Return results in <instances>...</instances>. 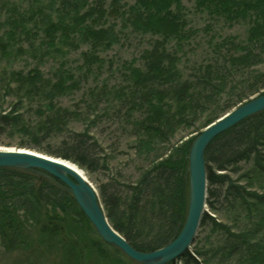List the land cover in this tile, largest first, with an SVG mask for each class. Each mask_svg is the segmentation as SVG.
Masks as SVG:
<instances>
[{"label": "trees", "instance_id": "trees-1", "mask_svg": "<svg viewBox=\"0 0 264 264\" xmlns=\"http://www.w3.org/2000/svg\"><path fill=\"white\" fill-rule=\"evenodd\" d=\"M216 1L218 9L225 12L226 22L230 19L231 13L234 19H242L243 24L248 25L244 39L236 35L222 38L221 47L226 46V51L231 52L228 59L231 66H240L239 70L247 71L250 67L262 63L264 0ZM174 2L135 0L133 4L126 6L124 15L128 17L126 20L129 22L144 23L151 29L160 28L159 32L168 33L169 30L175 31L174 29L180 26L176 14L170 10ZM47 3L50 11L47 18L50 24L44 30V38L51 41V46L62 52L77 46L78 40H90L88 34L93 33L95 25L94 23L90 25L88 20L92 18L91 16L106 12L108 0H47ZM142 26L145 28V25ZM24 29L25 35L31 37V31L26 27ZM97 30L98 33L105 31ZM15 50L12 44L8 53L13 55ZM146 52V63L135 70L134 78V83L139 89L144 84L140 89V100L149 113V117L141 123L144 131L151 128L166 134V126L167 131L171 130L169 125H175L180 123V119L185 120L196 115L199 106L203 105L201 101L209 96L206 93L213 89L211 86L215 81L218 82L220 79L218 90L222 91L228 82L226 78L229 73L225 72L226 67L221 66L219 60L215 61L217 68L215 63H211L205 66V69L203 67L201 70L197 69L199 72L190 73L184 66H179L178 61L172 57L173 52L170 54L166 47L153 46ZM225 58L227 57L224 56ZM63 62L65 64V61ZM64 67L66 68V64ZM222 68L225 70L221 71ZM258 70L260 69H256L257 73ZM257 73L255 71L253 75L250 73L252 83H257L261 79V75L256 76ZM14 77L17 80L16 91L24 98L35 96L45 90V85L50 83V80L42 77L41 72L26 77L14 73L12 78ZM152 77L168 78L165 83L167 87L161 83L146 86L145 83ZM140 78L147 81L144 82ZM251 88L259 92L264 88V82L260 86L253 83ZM245 95L239 94L237 101L228 103L223 109L219 108L220 110L211 115L201 128L204 129L237 107V104L244 103L243 101L247 99ZM75 114L76 111L70 107L48 105L46 110L39 114L41 118L30 125L42 136L34 138L36 145L23 143L21 146L68 159L86 173H93L100 166H105L104 163L101 165V156H97L95 150L98 143L89 131L70 128V121ZM0 120L7 125L15 123L16 117L6 113L0 116ZM41 138L43 141H40ZM194 139L195 137L181 147H176L174 152L165 158L162 154L161 160L152 171L144 173L136 184L127 185L126 190L114 186L110 188L108 185L101 188V198L110 224L136 249L149 252L164 247L182 230L189 207L188 160ZM46 140L50 142L45 147L43 142ZM261 146H264V110L219 134L206 149L210 185L207 201L214 216L206 213L200 230L208 224L214 231H220L218 245L214 251L232 261L228 263L221 260L219 264H264V191L251 189V184H262L260 186L264 188V153L260 151ZM253 153L257 154L253 172L256 178L245 175L248 180H243L242 176L234 180L230 177L228 173L237 172L236 166ZM152 172L157 178L152 176ZM125 192L132 194L129 201L125 198ZM219 203L227 206L233 214L229 220L220 219L222 206L218 205ZM167 206L171 208L170 215L166 213ZM164 212L166 219L163 218ZM241 214L246 218L243 228L239 229L235 226V220ZM77 216L89 222L72 193L60 180L39 168L0 167V233L9 231L13 239L18 240L19 232L25 234L22 220L26 217L36 223L40 234L55 237L63 232L66 218L79 220ZM167 220L168 225L165 223ZM28 239L29 237L25 235L23 242H28ZM94 244L101 248L106 242L100 239ZM69 248L76 258L74 264H83L80 261L82 256L78 242H72ZM180 260L183 264H210L203 251H198L195 255L187 251ZM128 262L142 264L133 260Z\"/></svg>", "mask_w": 264, "mask_h": 264}, {"label": "rangeland", "instance_id": "rangeland-1", "mask_svg": "<svg viewBox=\"0 0 264 264\" xmlns=\"http://www.w3.org/2000/svg\"><path fill=\"white\" fill-rule=\"evenodd\" d=\"M134 1L108 0L107 11L91 16L88 20L90 25H95L93 33L88 34L90 40H78L77 46L60 52L57 47L51 46V41L44 38V30L50 24L47 0H0V116L11 113V117H16V124L0 122V146L27 148L21 145L37 143L34 138L42 135L30 125L41 118L39 114L50 104L75 110L70 128L89 131L98 143L95 150L97 156H101V165H105L93 173H86L99 193L104 210L100 191L103 186L126 190L127 185L136 184L144 173L151 172L162 154L165 158L176 147L196 137L207 119L228 103L237 101L239 94H246L247 99L243 101L246 102L264 93V88L259 92L251 88L253 83L260 86L264 82V60L247 71L239 70L240 66H231L228 60L231 52L226 51V46L221 47L223 37L236 35L244 39L248 25L243 24L242 19H234L231 13L226 22L225 12L218 9L216 0H173L175 2L170 10L176 14L180 26L168 33L159 32L160 28L151 29L144 23L127 21L128 17L124 15L126 6ZM24 27L31 31V37L25 35ZM97 29L105 31L98 33ZM12 44L16 50L10 55L8 51ZM153 46L166 47L170 54L173 52L172 57L179 66H184L190 73L199 72L202 67L205 69V66L214 64L216 60L229 73L223 91L218 90L220 79L218 82L214 80L213 89L206 93L212 97H204L201 101L203 105L199 106L196 115L169 125L171 130L167 131L166 126V134L151 128L144 131L141 123L149 117L140 100V89L144 84L139 89L134 83L135 70L146 63V51ZM224 56L227 57L226 61ZM214 65L218 67L216 63ZM256 69H260L258 73ZM254 71L256 76L261 75L257 83L250 80V73L253 75ZM36 72H41L42 77L50 80V83L35 96L22 97L16 91L17 80L12 76L19 73L26 77ZM167 79L152 77L145 85L161 83L167 87ZM140 80L147 81L143 78ZM48 142L44 141L43 145L46 147ZM30 149L40 151L32 147ZM260 151L264 153V146L260 147ZM256 157L257 154L253 153L241 161L236 166L237 172L228 173L230 177L234 180L239 176L248 180L245 175L256 178L253 174ZM188 174L187 194L190 198L189 167ZM153 175L155 173L152 172ZM259 181L262 183L260 178ZM251 185L252 190L264 191L260 186L262 184ZM125 193L129 201L132 194ZM218 205L222 206L220 219L229 220L233 214L228 207L220 203ZM167 208L166 213L170 215L171 208ZM78 218H66L63 232L50 237L40 234L36 223L25 217L22 220L25 234L19 232L18 240H14L9 231L0 233V264H74L76 258L69 247L75 241L78 242L83 264H130L128 261H136L116 245L106 242L90 220L89 223L85 218ZM163 218L166 219L165 212ZM245 218L241 214L235 220V226L242 229ZM165 223L168 225L169 221ZM219 233L211 225H205L189 252L195 255L203 251L210 264H219L221 260L229 263L231 259L214 251ZM25 235L29 237L28 242H23ZM100 239L106 242L101 248L94 244ZM180 259L179 264H183Z\"/></svg>", "mask_w": 264, "mask_h": 264}, {"label": "water", "instance_id": "water-1", "mask_svg": "<svg viewBox=\"0 0 264 264\" xmlns=\"http://www.w3.org/2000/svg\"><path fill=\"white\" fill-rule=\"evenodd\" d=\"M264 110V93L227 112L194 139L189 154L190 200L187 218L177 237L164 247L145 252L132 246L110 224L97 189L75 167L76 163L30 148L0 150V167L39 168L60 180L72 193L77 204L95 226L100 236L119 247L132 259L144 264H177V260L190 250L199 234L208 206L209 178L206 149L211 141L244 119ZM75 165V166H74ZM83 170V169H82ZM84 171V170H83ZM85 172V171H84Z\"/></svg>", "mask_w": 264, "mask_h": 264}, {"label": "bare ground", "instance_id": "bare-ground-1", "mask_svg": "<svg viewBox=\"0 0 264 264\" xmlns=\"http://www.w3.org/2000/svg\"><path fill=\"white\" fill-rule=\"evenodd\" d=\"M14 149H16V147H6V146H0V150H9V151H11V150H14ZM21 149H24V148H21ZM23 151H25V149L23 150ZM75 166V165H74ZM81 173H82V175L86 178V179H88L89 180V177L87 176V174L80 168V167H77V166H75ZM90 181V180H89ZM92 183V182H91ZM93 186H94V184H92ZM95 187V186H94ZM96 188V187H95Z\"/></svg>", "mask_w": 264, "mask_h": 264}]
</instances>
